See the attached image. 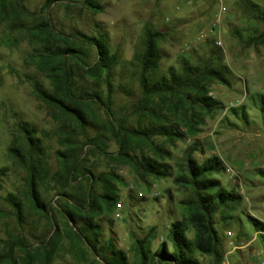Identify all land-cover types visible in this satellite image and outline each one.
Segmentation results:
<instances>
[{"label": "rangeland", "instance_id": "1", "mask_svg": "<svg viewBox=\"0 0 264 264\" xmlns=\"http://www.w3.org/2000/svg\"><path fill=\"white\" fill-rule=\"evenodd\" d=\"M83 2L57 0L48 8V0H0V251L10 238L22 237L30 246L31 254L36 256L31 246L51 238L48 221L27 208V220L22 225L16 221L8 198L15 194L26 202L27 172L10 157L9 149L20 134L19 125L27 123L36 130L47 172L44 196L59 202L52 180L59 170L57 153L64 148L62 138L74 130L75 124L40 100L33 85L38 81L52 91L38 66L43 48L52 51L63 48L64 39L83 33L103 35L111 53L117 54L119 60L111 71L115 93L110 111L101 105H93L87 111L91 122L87 135L100 137L99 145L106 147L107 154L89 150L84 168L95 176L113 173L118 178L116 205L111 212L96 216L104 237L115 240L129 264H141L135 241L151 230L154 231L152 252L163 243L172 250L169 228L185 216L182 202L189 196L174 183L175 166L184 150L199 144L205 155L196 153L197 161L219 157L225 166V173L220 177L223 186L234 188L242 196L241 205L233 213L240 221L218 226L223 236L224 261L264 264L263 241L248 220L250 217L264 221V44L250 45L251 38L264 32V26L256 19L257 13L264 10V0H98L101 9L97 12ZM220 7L226 12L216 25L215 13ZM146 28L168 34L160 43L161 73L177 67L180 57H203L209 49L206 43L211 42L212 48L223 52V64L229 70L231 83V87L212 85L210 96L220 106L206 119L197 136L187 137L174 146H163L172 155L166 162L174 167L173 176L163 179H141L135 168L116 160L118 145L104 127L110 118L115 122L128 118L141 97L131 62L142 49ZM86 53L87 62L93 64L97 51L89 49ZM69 68L80 85L91 91L98 90L75 62L70 61ZM102 89L106 91V86ZM233 109L238 111L237 115L232 113ZM127 123L137 126L138 118L132 117ZM161 141L155 139L156 143ZM145 154L153 155L146 147ZM93 193L101 195L102 184L96 185ZM53 216L62 237L56 244L52 264H84L71 252L62 217L57 211ZM17 255L20 263L26 264L21 260L24 254L18 251ZM199 258L203 264H213L211 257Z\"/></svg>", "mask_w": 264, "mask_h": 264}, {"label": "trees", "instance_id": "2", "mask_svg": "<svg viewBox=\"0 0 264 264\" xmlns=\"http://www.w3.org/2000/svg\"><path fill=\"white\" fill-rule=\"evenodd\" d=\"M56 1L48 0L46 7L49 8ZM83 3L96 12L101 9L98 0H84ZM256 19L264 26V10L257 13ZM46 26L51 32L49 21ZM167 35L152 28L145 29L142 49L131 62L141 97L133 105L128 118L116 122L110 118L104 123L111 139L118 145L115 159L135 168L141 179L173 176L174 167L166 162L172 155L163 146H174L187 137L197 136L206 119L220 106L210 96L212 85L218 83L231 87L229 70L223 64V52L212 48L211 42L206 43L209 49L203 57H180L177 67H170L161 73L163 55L160 43ZM63 41L65 47L53 51L43 48L44 52L39 55V70L45 73L52 91L38 81L33 85L35 95L40 100L59 110L75 124L74 130L62 138L64 148L57 153L59 170L52 180L59 202L47 200L44 196L47 172L36 130L27 123L19 125L20 134L9 149L10 157L27 172L26 202L15 194H10L8 198L16 221L22 225L27 220V208L48 221L51 238L31 246L36 256L31 254V248L24 238H10L0 251V264H21L18 251L24 254L21 260L26 264L36 261L52 264L56 244L62 237L59 223L53 216L54 211L62 217L71 252L79 263L129 264L127 255L117 248L115 240L104 237L102 226L96 220V216L105 211L111 212L116 205L118 178L113 173L95 176L84 168L89 150L96 149L103 155L107 154L104 150L106 147L99 145L100 137L87 135L91 127L87 111L93 105H101L104 110L110 111L115 93L111 71L119 63L118 56L111 53L103 35L78 33ZM262 44L264 32L250 40V45ZM89 49L97 51L93 64L86 60ZM70 61L75 62L86 77L94 81L97 91H91L74 79L69 68ZM103 85L106 91L102 89ZM232 113L237 115L238 111L233 109ZM132 117L138 118L137 126L127 123ZM155 139L162 141L156 143ZM145 147L151 150L152 156L145 154ZM198 152L205 155V150L199 144L188 147L175 166L174 183L186 190L189 196L182 202L185 216L174 221L169 228L172 250H168L163 243L157 251L152 252L154 231L151 230L144 238L135 241L141 264H203L200 256L211 257L213 264H223V236L218 226L227 225L233 220L240 221L233 213L241 205L242 196L234 188L223 186L220 180L225 173L223 161L217 156H210L198 162L195 158ZM99 184H102L103 193L96 196L93 188ZM248 220L264 244V224L254 218L249 217Z\"/></svg>", "mask_w": 264, "mask_h": 264}, {"label": "built area", "instance_id": "3", "mask_svg": "<svg viewBox=\"0 0 264 264\" xmlns=\"http://www.w3.org/2000/svg\"><path fill=\"white\" fill-rule=\"evenodd\" d=\"M225 12H226V9L224 7H220L218 9V11H216V13H215V24L216 25L220 24L222 17L225 14ZM263 208H264V205H263ZM263 224H264V221H263ZM262 254H263V252L260 255H262ZM223 264H230V263L228 261H224Z\"/></svg>", "mask_w": 264, "mask_h": 264}]
</instances>
